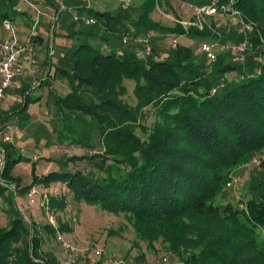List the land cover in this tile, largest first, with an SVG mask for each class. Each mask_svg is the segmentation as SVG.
Masks as SVG:
<instances>
[{
	"label": "trees",
	"instance_id": "trees-1",
	"mask_svg": "<svg viewBox=\"0 0 264 264\" xmlns=\"http://www.w3.org/2000/svg\"><path fill=\"white\" fill-rule=\"evenodd\" d=\"M18 1L31 11V28L29 3L37 5L36 1L0 0L3 31L5 22L15 28L13 21L27 15L17 7ZM162 1L167 0H144L134 19L130 6L116 15L83 6L79 11L85 9V17L73 16L87 15L94 23L78 28L73 23L72 35L82 41L69 55L71 63L62 59L52 65L53 77L48 74V79L22 91L15 113H27L29 104L42 101L53 109L56 139L87 151L64 155L56 161V170L40 176L33 161L31 183L23 185L14 174L23 155L13 157L15 143L0 139L5 157L0 201L8 214L7 225L0 226V264H60L42 246L50 237L71 233L72 226L60 218L56 225L27 223L17 206L18 194L53 185H61L64 192L43 196L47 211H65L70 198L122 216L133 228V247L145 244L148 251H157L159 244L169 257L164 264H264V0H193L198 8L213 3L219 8L201 28L195 24L196 15L187 27L180 20L172 27L152 20ZM221 6H228L225 14L236 11L237 18L253 25L252 31L246 33L240 25L221 27ZM123 19L134 28L133 37L153 31L189 37L193 45L178 43L165 58H158L155 44L150 54L141 56L133 45L114 48L109 25ZM99 23L103 33L94 30ZM244 41L248 44L242 57L226 49ZM204 43L219 49L215 61L202 52ZM58 79L68 84L65 95L52 89ZM125 80L134 82L132 103L126 98ZM44 86L49 99L31 96ZM17 117L27 124L28 115ZM0 131L12 130L0 120ZM244 166L253 169L243 199L235 205L225 199V192L233 188L229 183ZM89 255L79 254L83 264H105L104 255Z\"/></svg>",
	"mask_w": 264,
	"mask_h": 264
},
{
	"label": "rangeland",
	"instance_id": "rangeland-1",
	"mask_svg": "<svg viewBox=\"0 0 264 264\" xmlns=\"http://www.w3.org/2000/svg\"><path fill=\"white\" fill-rule=\"evenodd\" d=\"M42 2V4L41 2L39 3L41 6L39 4L37 6H39V9L44 13L46 3L44 0H42ZM92 2H94V0H90V2H83V0H52V4L58 10V14H60L55 27V36L57 35V37H60L65 34L64 31L67 33L68 31L73 30V23L76 25V28L83 24L75 22V16L61 17L62 14L68 12V8H75L73 11L77 14H81L79 9L83 8V6L87 7L89 5L88 7L93 8L95 11L107 10L111 14H115L120 8L125 12L130 6V8L134 10L132 13L134 19L140 12L139 10H141L144 0H109L105 2V7L96 6L95 4L93 5ZM110 3H112L114 8L116 7L114 11L111 9V6L109 5ZM197 5V1L193 0L162 1L161 5L159 7L157 6L151 14V18L161 25L171 27L175 25L177 20H180V23L184 27H187V24L190 23V19L196 15L198 9H200ZM107 6L108 9H105ZM85 11L86 10L84 9L83 13H85ZM45 14L46 13L41 16L38 32H41L42 35L45 36V41L47 42L48 33L50 35L49 26L51 25L52 19L49 17L51 20L48 21V18L44 17ZM86 17L88 18L87 15ZM219 17L220 16L217 18ZM227 18L234 21V23H230V26L240 25V29H242V25L239 22L240 18H237L236 14L222 13V19L227 21ZM209 24H211L210 18H208V25ZM45 26L47 28H45ZM109 27L111 28V31H113L110 33L109 44H112L114 48L118 47V49L123 48L124 50L130 49L133 45L135 46L137 53L141 55L147 54V48L151 50L152 45L155 44L154 49L159 53L158 58H165L166 56L164 57L161 54L166 53L169 48L175 47L178 44L179 37L174 38V36L167 33L161 34L152 31L139 37H133L132 33L134 28L124 19L121 21H112ZM94 30H100L101 33L104 32L100 23L95 26ZM123 31L126 33H123L122 35ZM7 35L8 33L2 30L1 37L4 38ZM69 36L67 34L64 35L67 42L64 50L71 48L72 43L76 42V39L72 37L73 35L69 34ZM70 40L71 44L69 45ZM79 40L82 41L81 39ZM194 43H196V40H194ZM77 46L75 48H77ZM47 47L52 48L51 50L53 51L58 49L56 47V40L54 38L50 39ZM103 51L104 53L107 52L106 49ZM218 51V48L214 50L215 55H217ZM231 52L236 56L238 55V57H242L241 55L243 54L236 53V51ZM58 81V85L56 83L53 84L55 87H52V89H54L59 95H65L69 91L68 84L65 80L58 79ZM124 83L128 87L129 96H126L127 101L132 103L133 99H131V90L134 87V82L131 80H125ZM48 90L49 89L44 86L41 89L34 90L31 96L36 97L38 95H43V100L45 101V99H49ZM7 102L9 101L7 100L6 103ZM36 105L37 103L29 104L27 113L20 114V112H18V114L23 116L29 114L28 122L24 127H22L24 121H21V124H14L16 122H13L12 117L14 114L17 115L15 112H13L14 114L11 117L12 122H10L12 128L9 127L10 130H12V135H15V145L11 147L15 152L13 157L16 158L20 155V149L25 150L23 153V160L14 168V174L19 176L23 185H29L31 183L30 171L31 163L33 161L37 162L36 175L40 176L41 174L44 175L49 171L56 170L58 167L56 161H60L64 155L76 153L80 155L84 153V150L87 151L85 148H83L84 150L79 149L78 147H81L79 145L69 146L66 142H59L58 139H56V132H53L56 122V120H54L55 117L53 116V109H48L43 103H41L40 106ZM35 106L36 112L34 113V111L30 109H33ZM152 121L153 116L148 118L147 123L150 124ZM94 141L95 143L97 142V137H94ZM95 147H97L96 150L99 149V145H95ZM32 154H34L35 158L30 159ZM45 159H48V161ZM257 160H255V163ZM252 169L253 166H244L237 170L236 174L233 176V180L230 182V188H233L227 189L228 191L226 190L225 192V194L228 193L225 196L226 200L233 201L235 205L240 204L245 192L244 187L246 186V181L248 180ZM51 187L52 188L46 189L43 188V186H35L34 188L37 190V194L33 197V204H31L27 198L29 192L25 195L18 194L17 206L24 215L23 217L27 223L36 222L40 225L51 223L56 225V220L60 218L61 221H65L72 226L73 231L71 233L58 235L59 239L57 237H50L42 246V250L48 251V253H53L60 261V264H83V260L79 258V254H82L83 251H88L90 254L89 256L94 257V259L95 257L97 258L95 252L100 251V255L98 256L104 255L106 257L105 264H164V258L169 261L168 255L159 250V244H156L157 251H148L145 244H140V247L138 248L133 247V241L135 239L133 228L122 216H114L103 212L94 206H87L85 204L73 202L70 198L67 199L68 205L65 211H60L56 215L47 211L46 208L42 207L43 196L48 194V192L52 193V195H60L64 192L61 185H53ZM3 207L4 203L0 201V226H5L8 222V214L2 211ZM65 244L74 248L72 256L65 253L63 248ZM143 254L144 258H141V255ZM74 260L75 262L73 263Z\"/></svg>",
	"mask_w": 264,
	"mask_h": 264
},
{
	"label": "crops",
	"instance_id": "crops-1",
	"mask_svg": "<svg viewBox=\"0 0 264 264\" xmlns=\"http://www.w3.org/2000/svg\"><path fill=\"white\" fill-rule=\"evenodd\" d=\"M34 1H36L38 4L40 2H41V4L43 3L42 0H34ZM44 1L46 3L45 10H44L45 11L44 13H46V14H45L44 17L48 18V21L51 20V19H49V17H52V15L54 13H56V15L58 17V12L56 11L57 9L52 4V0H44ZM106 1H109V0H94V2H92V3H93V5L95 4L96 6L105 7V2ZM109 5L111 6V9L113 11L116 9V7L115 8L113 7L112 3H110ZM17 7L20 8L22 12H26L27 13L26 16L17 17L13 21V25L15 26V29L17 31L18 36L20 37V39H24L27 36L28 32H29V28H30L29 15L31 13H30L29 7H27L24 3H21L20 1H18ZM68 9H69L68 12L62 14L61 17L62 16H73V15H79V16H84L85 17V13L77 14L76 12H74L73 10L75 8L71 7V8H68ZM105 9H108V6ZM64 10H65V8H64ZM103 11H107V10H103ZM219 19H220V23L219 24H221V27L230 26L231 25L230 23H234L233 20L228 19V18L226 19L228 22L225 21L224 19H222V16H220ZM50 27H51V25H50ZM45 28H47V27L45 26ZM51 29L52 28H50L49 31H51ZM53 30H52V33H50V35L48 33L47 42L45 41V36L42 35L41 32H38V36H37L36 40L34 42H32V44L28 48V51L26 53V55L28 57L26 58L27 61L25 62V68L28 71L29 67H30V62L34 61L35 64H34L33 67L35 69V73L32 74L31 70H30V73L27 76H25V77H23V76L17 77L15 79V82H14L15 85H13V87L7 91L6 97L3 100V102L1 103V118H0V120H1V122L3 124H5L8 127L12 128V125L10 123V122H12V120H13V122H16L14 124H21L22 123V122L19 123V121L16 120L17 116L20 115V114L16 113L17 115H15L13 113L15 109H18L19 104L22 101V93H23L22 91L26 87H34L40 80L43 81L46 78L48 79L50 76L53 77L54 68L52 67V65H56L62 59L65 60V62L68 63V64L71 63L72 58H70L69 55L74 52L75 47L77 45H79L80 42H81L79 40V39H81L80 36L73 35L72 37L76 39L75 40L76 42L72 43L71 48H69L67 50H64L65 46L67 45V42H66V40L64 38V35L65 34H67L68 36H69V34L72 35L73 30L68 31L67 33H66V31H64L65 34L60 36V37H57V35L55 36V32L53 34ZM53 35H54V37H53ZM1 36H2V28L0 30V39L3 38ZM69 37H71V36H69ZM53 38L56 40V47L58 48V49H55V51L51 50L52 48H48L47 47L49 40L53 39ZM71 40L69 42V45L71 44ZM178 43L182 44V45H185V46H192L193 45V41L189 37H186V36L179 37L178 38ZM51 51H53L52 54H51ZM161 55H163L164 57L167 56L166 53L161 54ZM139 56H141V54H139ZM48 74H50L49 77H47ZM55 83L57 84L59 82H57V80H56V82H54L53 84H55ZM53 84H52V86H53ZM7 100L9 102L6 103ZM41 103H42V101L40 103L38 102L36 106H40ZM36 106L33 109H30V110L34 111V113L36 112L35 111L36 110ZM13 114H14V116H13ZM11 117H12V120H11ZM24 126L25 125H23L22 127H24ZM21 132H22V130H21ZM14 136H13V139H14ZM14 143H15V139H14ZM20 152L23 155L25 150L24 149H20ZM32 158H35L34 154L31 155L30 159H32Z\"/></svg>",
	"mask_w": 264,
	"mask_h": 264
},
{
	"label": "built area",
	"instance_id": "built-area-1",
	"mask_svg": "<svg viewBox=\"0 0 264 264\" xmlns=\"http://www.w3.org/2000/svg\"><path fill=\"white\" fill-rule=\"evenodd\" d=\"M85 2H89L90 0H83ZM230 2L232 0H229ZM31 5L32 11H33V17L31 21V28L27 34V36L24 39H20V37L17 34V31L9 22H5L3 25V29L5 32L8 33L7 36L2 38L0 40V104L2 103L5 91L14 85L15 79L20 76H27L30 73L34 74V61L30 62L29 70L25 68V62L27 61V51L31 44V40L33 37H35L38 34V27L40 25L41 16L44 14L42 10L39 9V6L29 3ZM89 6V5H88ZM87 6V7H88ZM218 6L217 3H213L211 6H206L198 9L196 13V22L200 28L202 27V23L205 22V19L207 17L215 16L218 13ZM228 7L221 6L220 10L222 13H225ZM232 14H236L237 12L232 9ZM51 31L55 29V25L57 24V15L54 13L51 17ZM75 22H81L86 25L93 24L94 21L91 18H79L74 17ZM240 24L242 25V30L246 33H250L253 29V25L250 23H245L240 19ZM190 23L187 24L189 26ZM247 42H241L236 45L228 46L226 49L229 48L231 51H236V53H244V51L247 49ZM216 49L215 44H209L204 43L201 47L202 52L208 57L209 60L215 61L216 55L214 53V50ZM53 51H51V54ZM147 54H150V49L147 48ZM0 139L1 142L10 144L13 142V135L12 131H0ZM5 164V157L3 149L0 146V169L4 167ZM230 186V183H229ZM37 194V190L35 188L30 189L29 193L27 194V198L30 201L31 204L34 203V196ZM43 205V203H42ZM59 239V237H58ZM64 244V243H63ZM65 253L72 256V253L74 252V248L70 247L69 245H64ZM68 250V251H67ZM71 252V253H70ZM95 254L98 256L100 255V251H96ZM66 262V261H65ZM74 263V261H73Z\"/></svg>",
	"mask_w": 264,
	"mask_h": 264
}]
</instances>
